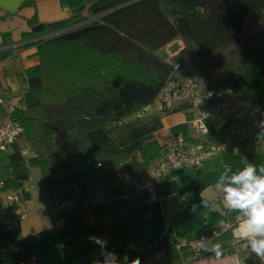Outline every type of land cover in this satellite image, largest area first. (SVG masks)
Here are the masks:
<instances>
[{
    "label": "trees",
    "instance_id": "1",
    "mask_svg": "<svg viewBox=\"0 0 264 264\" xmlns=\"http://www.w3.org/2000/svg\"><path fill=\"white\" fill-rule=\"evenodd\" d=\"M66 6L65 19L45 23L34 15L28 20L24 39L36 47L39 62L26 69L27 88L10 114L22 132L9 146L1 192L27 199L24 183L37 167L51 192L76 189L81 198L91 196L96 187L113 195L90 212L100 222L120 210L131 212L109 232V246L119 248L121 227L146 223V194L141 190L144 195L133 197L125 190L116 165L126 156L110 130L177 76L158 50L178 38L183 47L175 59L185 51L184 58L189 57L208 87L216 92L232 89L264 107V0H67ZM222 136L223 130L212 128L208 139L219 143ZM164 149L155 140L142 145L131 160L134 169L159 163ZM196 196L199 199L198 192ZM85 214L68 216L62 228L19 241L1 235L0 248L14 243L22 254H34L35 264H70L79 251L69 252L53 242L103 232L102 223L86 224ZM232 234L227 230L205 243H220L224 256L233 251ZM164 247L174 264L192 255L188 245L180 253L170 242ZM130 248L126 254L131 260L144 257ZM248 258L245 264H264L250 250Z\"/></svg>",
    "mask_w": 264,
    "mask_h": 264
},
{
    "label": "crops",
    "instance_id": "2",
    "mask_svg": "<svg viewBox=\"0 0 264 264\" xmlns=\"http://www.w3.org/2000/svg\"><path fill=\"white\" fill-rule=\"evenodd\" d=\"M66 3L67 0H0V100H2L0 102V125L11 120V111L19 104L21 94L27 88L26 69L39 62L36 55V47L27 45L29 41L24 39V33L30 30L28 20L34 15L40 22L45 23L65 19L69 14ZM173 45H177V47L171 50ZM182 47L183 42L178 38L166 44L162 49L169 55L178 53ZM110 136L125 152L126 159L116 165L119 176L124 181V188L125 190H130L133 197H138L144 195L139 188L141 182L150 175L158 164L156 160L141 171H136L131 160L134 155L138 154L139 148L153 140L159 145H165L170 140L180 136L184 137L188 143H193L194 139L197 138V132L192 123V113L185 107H178L176 110L166 114L150 110L140 117L133 115L124 119L119 125L110 130ZM261 148H264V146L251 147L238 153L230 151L217 152L208 160L210 161L208 164L214 163V167L221 163H223L224 167L229 164H241L244 162L246 155ZM203 167L204 165L200 168H183V170L172 173L169 176L155 179L156 198L151 201L145 195L142 204V213L146 223L140 224V226H137L138 224L133 225L141 227V233L131 240L128 238L124 241L121 240L118 243L120 245L118 249L128 250L132 247L141 255L153 252L157 247L156 245L165 237L175 213L183 202L194 199L197 192L199 195L197 206L200 209L197 212L198 215L191 216L188 210L186 215H183L182 211H180L176 225L174 223L173 228H176L182 221H186L185 219H196L197 222L195 224H209V230L193 234L194 237L191 238H195L199 234L218 232L225 222L235 224L237 217L240 215L228 209L223 200V193L215 196L216 192H211L207 196H202L208 189L206 188L207 182L217 176L216 173L213 178L203 182ZM5 177L6 175L3 176V179ZM213 186L214 184L212 183ZM24 188H26V193L28 194V198L24 199V201L16 193L0 195V207L4 214L10 216L20 213L23 209L27 210V216L22 218L11 230L3 231L0 222V236L4 235L13 241L22 240L45 229L55 228L58 219L63 218L65 220L68 216L81 213H86L84 221L88 225L104 224V220L100 222L95 219L90 209L94 205L106 203L113 198V195L101 192L96 187L93 188L94 193L91 196L81 198L76 189L68 190L58 187L51 192L40 180L38 185L24 183ZM204 202H208L209 205L220 204L225 213L212 211L218 217L225 215V218L220 223L218 219L215 222L208 223V210L210 211L211 208L204 207ZM228 210L229 212H226ZM227 213H230L228 217L226 216ZM214 223L219 224L216 229L211 227ZM173 232L174 230L170 235L169 242ZM111 244L112 242H109L107 245ZM126 252L129 253V250L116 253L124 254L125 264H131V257ZM11 253H9L11 255L8 254L6 256L7 261H14L21 256V253ZM226 255L229 256L230 254ZM231 256L236 257V255H230V261L221 257L215 258L219 262L217 264H229L231 263ZM210 257L213 256L207 255L196 259L185 258L183 259L184 262L182 260L181 262H176V264H214L208 263L210 262ZM247 257L248 255H246L245 259ZM1 262L0 258V264ZM165 264L174 263H171L169 256H167Z\"/></svg>",
    "mask_w": 264,
    "mask_h": 264
},
{
    "label": "built area",
    "instance_id": "3",
    "mask_svg": "<svg viewBox=\"0 0 264 264\" xmlns=\"http://www.w3.org/2000/svg\"><path fill=\"white\" fill-rule=\"evenodd\" d=\"M176 54H169L166 61L176 70L177 76L168 80L159 94L137 111L135 116L140 117L150 110L166 114L178 107H185L192 113V123L199 141L188 143L184 137L180 136L163 145L165 149L159 163L139 187L146 194L147 199L151 201L156 198L154 187L157 178L169 176L173 171L182 168H200L217 152L238 153L251 147L264 146V107L245 99L241 93L232 89L214 91L207 86L189 57L179 62L175 59ZM212 128L223 130L222 140L219 143L208 139ZM21 132L22 126L15 121L10 120L0 125V150L8 148ZM2 186L3 181L1 180L0 195L2 194ZM23 189L26 191V188ZM26 216V209L11 216H6L0 210L1 229L3 231L11 230ZM241 220L242 217L238 216L236 225ZM64 223L63 218L58 219L56 228H62ZM236 225L226 222L218 232L201 234L199 237L178 242L175 247L180 253V249L188 245L192 259L205 257L203 253L194 251V247H198L194 241L201 237H209V241H211L222 232L232 230ZM245 243L244 241L238 242L233 236L230 245L233 248L244 250L247 249ZM11 252L21 253V256L14 261H7L6 256ZM166 256L167 249L162 246L140 259V264H165ZM245 257L239 259L231 256V264H245ZM0 258L1 264H35L36 262L34 254H22L19 245L14 243H9L0 248Z\"/></svg>",
    "mask_w": 264,
    "mask_h": 264
},
{
    "label": "clouds",
    "instance_id": "4",
    "mask_svg": "<svg viewBox=\"0 0 264 264\" xmlns=\"http://www.w3.org/2000/svg\"><path fill=\"white\" fill-rule=\"evenodd\" d=\"M217 193H223V200L229 210L237 212L242 220L232 228L234 238L244 241L245 247L260 261L264 262V167L257 169L252 162H246L244 167L233 171L225 166L214 183ZM204 207L215 210L216 205L204 202ZM195 210V206H194ZM92 243L101 248L102 264H119L114 252L107 251V239L91 236ZM209 237H201L194 241V251L197 253H212L216 258L223 255L222 245L218 242L205 243ZM101 264V262H97ZM131 264H140L139 258Z\"/></svg>",
    "mask_w": 264,
    "mask_h": 264
},
{
    "label": "rangeland",
    "instance_id": "5",
    "mask_svg": "<svg viewBox=\"0 0 264 264\" xmlns=\"http://www.w3.org/2000/svg\"><path fill=\"white\" fill-rule=\"evenodd\" d=\"M166 46V45H165ZM177 47V45H173L171 47V50H174ZM164 48V47H163ZM173 54V53H172ZM158 55L163 57V58H167V52H165L164 49L158 50ZM186 52L185 51H181L179 52L177 59L181 60L185 57ZM24 92V91H23ZM187 109V108H185ZM12 151V147H9L7 150L5 151H0V181L3 180V176L6 175V165L9 163V157L8 154ZM210 161H206L203 165L204 167L202 168L203 174H202V181L205 182V180L209 179V178H213L215 176V174L217 173L216 178L212 179L211 181L207 182L208 185H206V188H208L204 194H202V196H207L208 194H210L211 192H216L214 189V186L212 187V183L214 184L217 177L219 176V174L223 171L224 166L223 163H221L220 165H217V167H214L215 164H208ZM246 162H252L257 166V169H259L260 167H264V148L261 149H257L256 151H253L252 153H249V155L245 156V160L243 163L241 164H237V165H232L229 164L228 166H230L233 171L239 170L241 168L244 167ZM202 165V166H203ZM208 165V166H206ZM39 180L42 183L41 180V174L40 171L37 167H34L31 169L30 172V178L25 181L26 184H33V185H38L39 184ZM210 183V184H209ZM6 194V193H2L1 195ZM215 194V193H214ZM219 193L216 192L215 196H218ZM209 197V196H208ZM24 201V200H23ZM215 207V211H219L221 213H225V210L222 208V206L220 204H216ZM120 211L119 215H115L113 216H109L106 217L104 219V224H103V232H94V233H90L86 236L83 237L82 241H84L85 243L88 244H95L92 243L89 239V237L91 236H95V237H100L102 239H107L108 243L112 242V240L110 239L109 236V232L113 229V225L119 221H122L123 219H125L126 217H130L131 216V212L128 210V212H122ZM209 212V218H208V223L211 222H215L218 219V222L220 223L222 221L223 218H225V215H220V217H218V215L213 212L212 210H208ZM226 212H229L226 211ZM189 215L191 216H195L198 215L197 211H195L194 209H190L188 210ZM230 215V213H227V217ZM233 218V217H232ZM186 221H182L179 225L176 226V228L174 229L173 235L171 236V244L176 245L177 242H182V241H186L191 237H194L193 234L198 233V232H207L209 230V224H204V225H200V224H195L196 219H185ZM223 223V222H222ZM221 223V224H222ZM226 223V222H225ZM224 223V224H225ZM222 224V225H224ZM219 225V224H218ZM217 223H214L211 225V227H214L215 229L218 227ZM236 225V223H235ZM140 226V225H137ZM141 227H136V226H129V227H121L119 236L121 237L119 242L124 241L126 238L128 239H132V238H136L138 234L141 233L140 231ZM61 245H63L64 247H66L69 252H74V251H79L78 256L70 263V264H97V262H101L102 264V260L103 257L101 255V248L100 247H94L92 250L89 251H83L81 252L82 249H86V247L81 246L80 244H74V243H61ZM97 245V244H95ZM132 246V245H131ZM134 246V245H133ZM109 250V249H107ZM109 252H114L118 258L119 264H125V256L124 254H117L115 251L113 250H109ZM249 253V249H238V248H233V251L230 253V255H236V257H238L239 259H241V257L248 255ZM12 254V253H11ZM9 254V255H11ZM229 255V256H230ZM228 255H224V257H221L222 259H229ZM120 257V258H119ZM210 262L208 263H214L217 264L219 263L218 260L213 256L209 258ZM202 261V260H199ZM196 263V262H195ZM194 264V263H192ZM231 264V263H229Z\"/></svg>",
    "mask_w": 264,
    "mask_h": 264
},
{
    "label": "water",
    "instance_id": "6",
    "mask_svg": "<svg viewBox=\"0 0 264 264\" xmlns=\"http://www.w3.org/2000/svg\"><path fill=\"white\" fill-rule=\"evenodd\" d=\"M30 42V41H29ZM197 200H198V196L197 198L193 201V200H187L185 202H183V204L181 205V207L178 209V211L175 213L174 217H173V220L167 230V233L165 235V237L163 238V241L159 243V246H157L153 251L157 250L158 248L162 247V246H165L168 242H169V238H170V235L173 231V226H174V223L179 215V212L182 211V214L183 215H186V212L187 210H190V208H194L195 206V210L197 212H199V207L197 206ZM185 204H187L185 206ZM53 243L55 244H59V243H76V244H80L81 246H84L86 248H93V247H100L99 245H95V244H88V243H85L84 241L82 240H78V241H75V240H64V241H61V240H58V241H54ZM161 244V245H160ZM46 247V246H45ZM107 249L109 250H113L115 252H123V251H128L127 249H118L116 247H113V246H108L107 245ZM152 252V251H151ZM150 252V253H151ZM149 253H143L142 255L145 256ZM249 261V258L247 257L245 262H248Z\"/></svg>",
    "mask_w": 264,
    "mask_h": 264
},
{
    "label": "flooded vegetation",
    "instance_id": "7",
    "mask_svg": "<svg viewBox=\"0 0 264 264\" xmlns=\"http://www.w3.org/2000/svg\"><path fill=\"white\" fill-rule=\"evenodd\" d=\"M31 42V41H30ZM197 198V196L196 197H194V199H192L193 201L195 200ZM197 202H198V200H197Z\"/></svg>",
    "mask_w": 264,
    "mask_h": 264
}]
</instances>
